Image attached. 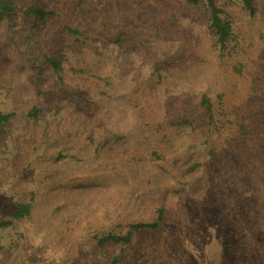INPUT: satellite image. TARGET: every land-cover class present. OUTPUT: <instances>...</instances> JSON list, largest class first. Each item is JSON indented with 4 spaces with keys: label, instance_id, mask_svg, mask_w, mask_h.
<instances>
[{
    "label": "rangeland",
    "instance_id": "rangeland-1",
    "mask_svg": "<svg viewBox=\"0 0 264 264\" xmlns=\"http://www.w3.org/2000/svg\"><path fill=\"white\" fill-rule=\"evenodd\" d=\"M13 2L0 264H264V0H216L224 48L188 0Z\"/></svg>",
    "mask_w": 264,
    "mask_h": 264
},
{
    "label": "trees",
    "instance_id": "trees-1",
    "mask_svg": "<svg viewBox=\"0 0 264 264\" xmlns=\"http://www.w3.org/2000/svg\"><path fill=\"white\" fill-rule=\"evenodd\" d=\"M193 5L204 4L210 14L209 16V27L214 32L216 37V42L224 48L230 35H231V27L230 24L224 18V12L217 6L216 0H188ZM242 6L251 14V16L255 13V0H238ZM16 12V8L14 5L13 0H0V20L7 18L10 14ZM24 16L35 18L36 20H42L48 14L43 8L32 6L23 11ZM68 34H79L78 31L71 30L66 28ZM47 62L51 65L54 71L59 74L60 73V64L54 58L47 59ZM202 107L208 113L211 112V104L208 99L204 97L203 101L201 102ZM11 115L3 114L0 112V126L5 125L9 122ZM31 212V204H18L17 205V212H15L12 216L15 219H23L26 216H29ZM8 222H1L0 228L7 226ZM133 228H156V225H136ZM130 234L124 237L118 236H111L108 237L106 240H111L113 242H123L129 243L130 242Z\"/></svg>",
    "mask_w": 264,
    "mask_h": 264
}]
</instances>
